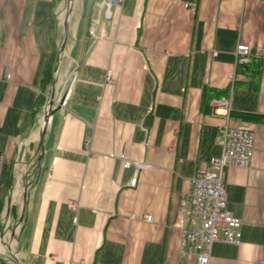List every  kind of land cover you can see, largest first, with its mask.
<instances>
[{"label":"crops","instance_id":"obj_1","mask_svg":"<svg viewBox=\"0 0 264 264\" xmlns=\"http://www.w3.org/2000/svg\"><path fill=\"white\" fill-rule=\"evenodd\" d=\"M99 2L0 0V218L5 229L19 225L16 250L2 228L0 258L195 264L174 223L190 179L221 154L228 122L255 133L254 156L225 171L242 240L216 242L210 264H264V0ZM240 43L262 49L259 74L237 67ZM227 96L229 119L213 106ZM124 153L144 166L124 168Z\"/></svg>","mask_w":264,"mask_h":264},{"label":"built area","instance_id":"obj_2","mask_svg":"<svg viewBox=\"0 0 264 264\" xmlns=\"http://www.w3.org/2000/svg\"><path fill=\"white\" fill-rule=\"evenodd\" d=\"M123 2L124 0H100L98 5L109 10L112 7H122ZM98 22L99 17L96 15L90 23L92 33ZM261 52L260 47L240 43L236 49L237 67L248 65L253 58L260 57ZM236 78L237 76H234V80ZM106 83H114L110 70ZM213 106L224 111L229 119L232 111L231 96L215 99ZM254 137L255 133L252 130L234 128L227 122L221 129L219 139L221 154L211 158L207 170L199 171L190 179L189 193L180 203L174 226L181 231V253L193 255L196 259L195 264L211 263L212 248L216 242L234 245L241 243L242 221L228 209L224 177L229 167L247 168L251 165L254 156ZM89 144V141H86V145ZM171 150L175 153V149ZM21 159L24 160V156ZM120 159L124 168H130L134 164L144 166L143 163L128 158L125 153ZM71 206L76 210V203L73 202ZM145 220L153 222V216L148 215Z\"/></svg>","mask_w":264,"mask_h":264},{"label":"trees","instance_id":"obj_3","mask_svg":"<svg viewBox=\"0 0 264 264\" xmlns=\"http://www.w3.org/2000/svg\"><path fill=\"white\" fill-rule=\"evenodd\" d=\"M58 55H59V49L57 50V48H55L53 51H52V55L48 61V64L46 65V68H45V72H44V79H43V84H45L46 80H48L49 84H51L53 82V79H54V73L53 71H55V67L52 68V65H51V61H52V58L55 57L56 59V62H57V59H58ZM57 65V64H56ZM50 69L52 71H50ZM244 74H251V75H256V74H259L260 73V61H258L257 59H252L250 61V63L244 67H241L240 68ZM44 87V86H43ZM258 86H256L257 88ZM44 104V100L41 99L40 101V107ZM1 210H2V204H0V213H1ZM2 228H3V224H2V221H1V218H0V234L2 232ZM0 264H7L5 260L1 259L0 258Z\"/></svg>","mask_w":264,"mask_h":264},{"label":"rangeland","instance_id":"obj_4","mask_svg":"<svg viewBox=\"0 0 264 264\" xmlns=\"http://www.w3.org/2000/svg\"><path fill=\"white\" fill-rule=\"evenodd\" d=\"M68 6V5H67ZM67 6H66V9H67ZM65 9V10H66ZM62 41H63V38H61V43H62ZM59 47H60V45H58V47H57V50L59 49ZM51 65H52V68H54L55 66H56V59H55V57L54 58H52V61H51ZM50 71H52L51 69H50ZM57 72V71H56ZM53 73L55 74V72L53 71ZM54 80V79H53ZM66 83L64 82V84L62 85V87L65 85ZM50 85L51 84H49V82H48V80H46V82H45V84H43V88H49L50 87ZM65 86H67V85H65ZM48 95V94H47ZM57 100V99H56ZM10 226V227H9ZM8 226V228L7 229H5V226L3 227V230L5 229V231L6 232H8L9 230H10V234H11V236H8V242H10L11 244H12V249L14 248L15 250L17 249V247H18V245H17V241H15V239H14V237H13V233L17 230V228H18V224H14V225H9ZM13 251V250H12ZM9 264H16V262H15V259H14V257L11 255V257H10V263Z\"/></svg>","mask_w":264,"mask_h":264},{"label":"water","instance_id":"obj_5","mask_svg":"<svg viewBox=\"0 0 264 264\" xmlns=\"http://www.w3.org/2000/svg\"><path fill=\"white\" fill-rule=\"evenodd\" d=\"M67 17H69V14L67 15ZM65 29H66V38H65V41L63 42V45H62V47H61V49L59 51L57 62L60 61L61 54L64 51V46L66 44V40H67V37H68V23L65 24ZM57 70H58V68H56V71ZM50 98H51V101L49 102V112H47V114L45 116V122H47V120H48V114H50V113L52 114V113L55 112V109H53L55 94L52 93ZM64 100H65V97H62V99L59 102V106H61L63 104ZM45 134H46V129L43 130L42 135H41V141H40L41 150H44L43 142H44Z\"/></svg>","mask_w":264,"mask_h":264}]
</instances>
